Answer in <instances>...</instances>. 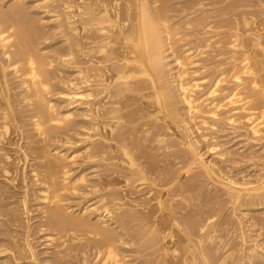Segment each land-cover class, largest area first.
Wrapping results in <instances>:
<instances>
[{
  "label": "rangeland",
  "instance_id": "1",
  "mask_svg": "<svg viewBox=\"0 0 264 264\" xmlns=\"http://www.w3.org/2000/svg\"><path fill=\"white\" fill-rule=\"evenodd\" d=\"M11 1H13V0H2L0 3L1 4L3 3L5 5V9H6V8H8L9 4L11 3ZM24 1H26L27 2V6H29V7H27L29 11H28V14L26 15V17L28 16L29 18L28 19L25 18L26 21H28V23L29 22H32V23L36 22V24H37L38 23L37 21L40 20L41 24L38 23L39 25L38 24L37 25L40 27V29H42L41 31H43V32H41L43 34L39 33L42 36L38 35L39 37L37 36L38 38H36L35 41H33L36 44H33L34 46H32V49H33V51L36 50V52H37L36 55H39V54H41L43 52L42 55L45 56L44 57L45 60L47 62H51L52 61V63H53L52 64L53 67L48 70V73H49V78L48 79L50 80L49 83L52 85V88H51L50 92L48 94H46L47 96L45 95L46 98L48 99L47 100L45 98V102H46L45 104L47 105L51 101L50 103L53 102L54 109L56 110V112L57 111L65 112L66 108L68 109L67 106H69V105H67V104H69V100H67V96L64 93H66V91H68L71 88V83L78 81L76 79L78 77V73L76 72V67H75V66L78 65L77 63H75V62H77V58H76L75 54L73 55V52H74L73 50L75 49V46L72 45V44H75V40H74L75 36L72 34V31L70 32L71 28L68 25V22L66 21L65 14H63L65 11H69V10L65 9V6L66 5H74V2H73V0H59V1L58 0H54V2H52L53 0H51L49 3H47L48 5L46 4L47 7H45V6H43V3L41 2L42 0H24ZM162 1H163V3H162ZM162 1L159 0V3L165 6V8L167 10L168 19L171 21L170 22L171 24L176 23L177 19H180L179 17L183 16V18H185L186 14H184V13H187L191 17L188 16V18H185V20L186 19L190 20V19L196 18L197 16L203 15V16H207L209 19L215 20V21L209 20V22L217 25L220 28L219 29L217 27L216 28L217 30L214 29V30L209 31V34H207L208 30H203V28H201V27H193L194 30H195L194 31L193 28L187 29V28H184L182 26H179V28H177L178 31L175 30V33L180 35V36L178 35L179 36L178 40H180V41L177 40L178 42H176V44L174 46V48L176 50L175 51L176 54L175 55L172 54L170 56L172 59L169 58L170 59L169 60L170 65L172 67L171 68L169 66V68H170V71H171V69H172V71L169 72L171 77L168 76L172 80H176L175 84H177V79L174 78V77H176L174 75V73L176 74V70H177V65L174 62L175 57L180 56L181 53H183V51L187 50V48L190 49V48L193 47V45L195 47L196 46L195 44H197L198 41L203 40V38H208V36L213 38L214 35H215V37L212 39V41H214L216 38L219 41L220 40L222 41V45L221 46H216L215 47V45H213L210 48L203 49L202 52L201 51H196L195 49L191 50V52H192L191 54L193 55L194 52H195V55L193 56V58L191 60L192 61V63H191L192 65H189L188 66L189 68L187 67L188 74L185 77V81L188 80L186 82H190L192 79H195L196 81H198L197 83H199L200 87L197 88L196 91L194 92L195 96H197V95L199 96V95L205 93L208 90L209 87L211 88L210 83L211 84L213 83V81L215 80L214 78L217 75V72H216L217 69L215 67H213V66L217 67L219 65V62H220L221 58L223 59V58H226L225 56H227V57L229 56L228 55L229 53L223 55L222 57H220L219 54L221 52L226 53L227 51H230V49L226 48V47H228L226 43L228 41H230V37L233 38L234 35H237L239 40L241 42H243L244 44H246V45L249 42L247 40L251 39L252 37L256 38L257 36L260 37L262 35L260 38L264 39V32H262V31H264L263 30L264 29V16H263L264 15L263 14L264 13V6L262 4H260L259 0H242L243 3L247 4V7L239 8V10H243L244 13L246 12L245 13V17L248 18L249 16H251V17L248 18L249 22H251L250 26H247V27L243 23V20H242L243 18H241L242 14H239V15L236 16V14H238L240 11L239 12L236 11V12L233 13V12L229 11V9L227 10V8L230 6V3L238 2V1H241V0H162ZM166 1H168V2H166ZM223 1H225V2H223ZM6 2H7V5H6ZM178 3H179V5H178ZM189 4H190V6H189ZM208 4H210V5H208ZM215 4H218V5H215ZM187 5L189 6V8L191 10L188 8ZM182 6H185V7H182ZM220 6H222L223 9ZM181 7H182V9H181ZM192 9H194V10H192ZM180 10H182V11H180ZM183 10H185V12ZM203 10H204V12H203ZM220 11L223 12V13H225V11H226L227 13L223 14ZM177 12H179V13H177ZM182 12H184V13H182ZM191 12H193V13L191 14ZM201 12H203V13H201ZM218 12H220L221 14L218 13ZM30 13L33 14V15H31ZM35 14H36V16H34ZM176 14H179V15L176 16ZM70 15H71V13H70ZM180 15H182V16H180ZM220 16H221V18H220ZM227 17H229V18H227ZM230 17L233 18L234 20L236 18L235 22ZM35 18H37V19H35ZM225 18L227 19L226 22H224V20H222V19H225ZM253 18H254V20H252ZM229 19H231L232 21L229 20ZM185 20L183 19L182 22L185 21ZM253 21H254V23H253ZM172 22H174V23H172ZM58 23H60L62 25H60ZM236 23H238V25H236ZM219 24H220V26H219ZM63 25H64V27H63ZM58 26H60V27H58ZM225 26H227V28H229V29L227 30V28ZM261 26L263 27V29L261 28ZM235 27H237L238 29H236ZM181 28L183 30H185V31H183ZM253 29H254L255 35L251 31ZM180 30H182L183 32L180 31ZM232 30H235L236 32L232 31ZM238 30H240L241 32H239ZM247 30L251 31V32H248ZM256 30H258V31L256 32ZM192 32H195L196 34L192 33ZM182 33L184 35L188 34L189 37L186 36V38H185V36ZM198 33H199V35H198ZM201 33H204V34H201ZM229 34L230 35L232 34V35L230 36ZM244 34H246V35L248 34L249 36L250 35L251 36L250 37L248 35L245 36ZM195 35L197 36V38H196ZM216 35H217V37H216ZM252 35H254V36H252ZM243 36H244V38H243ZM190 39H191V41H190ZM217 39H216V41H218ZM225 40H226V42H223ZM186 41H188L189 45H188V43ZM189 41L193 42V43H190ZM82 42H84V41H82ZM223 43H225V44H223ZM71 45H72L73 48H70ZM191 45H192V47H190ZM183 46H185V47H183ZM222 46H225V47H222ZM220 47H222V49ZM211 48H212L213 51L211 50ZM218 50H219V52H218ZM252 50H253L252 47H249V46L246 47V48H242V49L236 50L235 51V53H236L235 57L238 60L237 63L240 64L241 61L243 60L242 57L244 56L243 55L244 51H248V52L250 51L249 53L253 54ZM241 51H242V53H241ZM198 52H200V54ZM204 52H205V54L202 55ZM33 53L35 54V52H33ZM67 55H69V56H67ZM216 55L219 56L220 58L216 57ZM72 56H74V57H72ZM46 57H48V58H46ZM70 57L72 58V60H71ZM216 59H218V60L220 59V60L218 61ZM239 59H242V60H239ZM83 60H84L83 61V63H84L85 59H83ZM216 61H217V63H216ZM194 62H195V64H194ZM209 62L212 63V64H210ZM83 63H81L82 64L81 67L87 66V65H85ZM205 63L207 65L209 63V65L207 66ZM60 64H61V66H60ZM204 66H206V67L203 70ZM200 69H201V71H200ZM209 69H210V72H209ZM195 70H196L197 73L195 72ZM206 74H207V76H206ZM214 74H215V76H214ZM173 75H174V77H173ZM211 76L213 77V79H212ZM10 77H12V76H10ZM205 77H208V78H205ZM51 79H52V81H51ZM247 79L248 78H246L245 80H247ZM16 81H17L16 79H12V81H11L12 85L11 86L15 87L17 85V83L15 84ZM200 81H202V82H200ZM261 82H262V84L264 86V72L262 73ZM69 84H70V86H69ZM67 87H69V89H67ZM226 87H228V89ZM230 88H231V85H229V86L228 85H222V87H220V89H219L222 92L218 91V93H216V98L217 99H222L223 96H225L226 94L229 93ZM223 91H226V92H223ZM62 94H64L65 96L62 95ZM223 94H225V95H223ZM219 95L221 97H219ZM259 102L256 104L257 106L256 105L254 106V108H253V110L251 112L253 114L257 113V115H256L257 117L255 116V118L257 120L259 119L258 122L260 121L263 124L264 123V117H261V116H262V114L264 115V113H263L264 112V102H263V104L259 103ZM21 105L23 106V104H21ZM21 105H19V107H21ZM24 105H26V104H24ZM179 105H180V107H179ZM183 106H184V104L182 102H180L178 104V107L180 108V112L182 111L185 114V112H186L185 108H183V110L181 108ZM24 107L27 108V106H23V107H21L19 109L18 105L16 107H14L15 111H16V109H19V111L18 112L16 111L15 114H17L19 112H20V114H22L23 112H21V111H24V113L27 116H24L25 115L24 113L21 116L19 114H17V115L20 116L21 119L19 117H17V115H16V119L17 118H19V119H17V120L15 119L16 122H15V120H13V121L11 120L13 122L14 126L11 125V123L9 121V126L11 125L9 127L10 130L8 132L9 135L2 132L7 137L5 135H3V137L5 136V138H6V139L5 138L3 139L5 143H3V141L0 142V144H1L0 145V150L3 151L2 153L0 151V165L4 166V167L6 165H8L7 167L10 169V173L8 174L9 176L6 175V174L3 175V173H2L3 171L0 172L1 176L3 175L2 177L0 176V190L1 189L3 190V191L2 190L0 191L1 192L0 193V197L2 196L0 201L1 202L5 201V202H3L4 204L0 203V209L4 208L5 207V203H6V207L4 208V210H2V209L0 210V241H2V242H0V247H1L0 249L6 248L4 246H7L8 243H12V244L16 245V248L18 249L17 250L15 248L14 249L8 248L9 250L6 251L7 253L6 252L4 254L0 253V256L5 255V257L0 258V264H4V263L5 264H17L18 262H19L18 264H28V262H29V264H36V262H37V264H57V263L58 264H62V262H63V264H98L100 260H97V259L94 258V257H96V254L98 252L97 250H99V251L102 250V252H103L105 250V248H106L104 245H102L103 241H100L101 240L100 237H98L95 234V233L98 232V229H99V228H97L98 226H100V227H107L108 226L107 228L110 227V230L115 228V230L114 229L113 230L116 233L119 230V232H118L119 234L118 233L117 234L119 235V237L121 236V238L118 239L120 241V243L118 245V242H116V241H118L116 239L117 238V234H116V238H115V242L116 243L114 242V245H115V247L118 245L116 247L118 249H115V251L116 250H117L116 252L119 251L118 252L119 256L121 258L124 257L123 258L124 261L125 262L127 261L128 264H129V262H132L130 264H137L138 262L139 263L141 262L140 264H152V263L155 264V262H156V264H158L159 261H162L164 259V252H163V250H161V249H163V244H162L163 242L157 241V240L154 241V239H153L154 235H155V232H152L153 231V221H152L153 220L152 219V217H153V206H156V204H157V201H156V203H155V201H153V190L156 193V195L160 194V189L163 190L164 188H162L160 186H157V185H160L163 182H165L167 180H172L174 178H176L178 180L177 176L179 174H180V177H181V179L179 181L180 183L178 182L177 186L175 187L176 189L175 190L173 189V190L175 192L179 193V195L177 193L176 194L178 196H180L181 198H183V200L185 199V201L183 202V200H181L180 197H177V195L174 194L175 192L173 190H172L173 193H171L172 195L171 194H170V196L166 195L163 198V200H164L163 202H165V204L169 203V200H172L170 203H171L172 207L174 208V210L177 212L176 216L178 218L180 217L179 219L177 218L178 220H180L179 221V224H180L179 226L182 227L183 226V221L189 220V219L195 220L197 218L200 221L203 220L204 222L206 221V219H208L209 220V227H208V229L206 231H207V233L208 232L211 233L214 236V239L215 238H217V239L216 240L213 239L214 241H211L212 244L210 243V241L207 242L206 244L208 246L215 247V248L217 246V249L220 251L218 254H219V256H221L222 258L225 259V264H241V262H243L242 264H247V263L248 264H264V259H263L264 258L263 257L264 256V253H263L264 252V242H263L264 241V203H263L264 202V199H263L264 198V185H262L263 184L262 182L264 181V178H263L264 177L263 176L264 175V132H262L260 136H253L251 134L250 128L248 126V123H247L246 119H243L244 118L243 116H245L246 112H244L242 110L241 111L240 110H236V111L233 112V115H236V116L239 115V116H237V118L238 119L240 118L239 122L236 123V124H232V123H230V122H228L226 120H221V119L217 120V119H214V118H208V119H206L208 124L207 125H203V124L201 125V124H199L201 119H198L199 121H197V120L195 121L196 125L194 123H189V125H188V126H190L192 128L191 130H192L193 134H191L192 133L191 131L185 130L186 129L185 128L186 125H184V123L179 121V123L180 124L182 123L183 125L182 124L181 125L184 126L181 129L182 134L183 135L185 134L188 140L193 141V138H194L193 136H195V138L197 140H200L199 135L201 136V134L205 135L206 137L208 136L206 138V140H203V139L200 140L201 141V143H200V145H201L200 151L201 152L200 153L205 155L204 157H205V159L207 161L211 162L212 164L215 163V165L213 164L214 168H215V172H214L215 174H213V175L211 174V177L214 178V179H212L210 177V175L205 174L206 172L203 169H201V167L199 165L197 166V164L193 163L192 157H190V156H192L191 151L188 150L189 148L187 146H185V144H182L179 139L177 141V138L175 136H173L170 131H166L165 132V130L163 128H161L159 122L156 121V116H153L154 119H153V117H147V118L145 117L144 119H140L139 121H137L135 123V124H137L139 122L140 126L141 125L143 126V124H145V123H146L145 125H147V126L144 125L143 127L141 126V128L139 130L142 129V131H137V133H138V146L141 143V145L139 147H137L136 144H133L131 141H127L124 144L117 142L116 138H115V137H117L116 135H118V132H117L113 136V141H115V142H113L112 140H109L108 142H106V145H105V150H106L105 157L101 158V156L103 154H100L98 156V154H93V152H92V146L93 145L90 142V140L92 141V139H89V136L90 135L91 136L94 135L93 139L94 138L95 139L96 138L97 139H101V137H99L98 134H97V136L99 138L97 136H95L96 132L92 131V127L90 126V124H88V121L90 120V118H88V117H90V116L84 118V115H87L86 114L87 111L85 110L86 106L85 107L84 106H81V107L79 106V107H77L78 109L77 108L73 109L72 111H74V113L72 112L73 113V115L71 116L72 118H69V119H73L74 121H76V123H74L73 121H70L69 123H66L67 122L66 121L65 124H63V125L66 126L67 129L64 128V126L62 125L63 127L61 129L57 128L54 133H52L49 136H47V138H46L47 140L45 139L46 136H44V137L41 136L42 138H44V140H43L40 137V135L36 132L34 126H32V124H33V122L35 120L34 119L35 117H33L34 116L33 113H35V115H36L37 111L35 109H33V111L35 110V112L28 111V110H30V107H32V108H35V107H33V106L29 107L28 106L29 107V108H27L28 110L27 109L23 110V109H25ZM258 107H259V109H258ZM81 109L84 110V111L82 112ZM256 110H258V111H256ZM76 111H79V112H76ZM145 111H143V112H145ZM182 112H181V114L183 115ZM259 112H262V114L260 115ZM82 114H83V116H82ZM76 115L79 116V117H77ZM157 115L160 116V114H157ZM29 116H30L31 119H29ZM80 116L82 118H80ZM183 116L185 117V115H183ZM32 117H33V119H32ZM86 118H88V119H86ZM260 118L263 119V120L261 119L263 122L260 120ZM77 119H79V120L77 121ZM18 120H19V123L17 122ZM217 121H218V123H217ZM71 122H73V123H71ZM210 122H212V123H210ZM156 123H157V125H156ZM71 124H72V126H71ZM75 124H76V126H75ZM158 124H159V126H158ZM150 125L151 126L154 125L153 126L154 128L151 127ZM261 125H259V126L264 131V124L262 126ZM17 126H19L20 129ZM68 126H70V127H68ZM156 126H157V128H156ZM21 128H22V130H21ZM149 128H151V129H149ZM183 128H184V131H183ZM218 128H220V129H218ZM16 129L19 130V131H17ZM57 130L59 132H57ZM147 130H150V131H147ZM158 130H160V132ZM15 131H16V134H15ZM22 131H24V132H22ZM30 131H32V132H30ZM185 131L188 133V135L190 137L187 136V133ZM20 132H22L21 134L24 137L21 136ZM80 132H81V134H80ZM36 133L39 136H37ZM145 133H146L147 136L145 135ZM158 133H159L160 136L157 135ZM163 133H164V135H163ZM53 134H54V136H53ZM151 135H152V137H151ZM155 135H156V137H155ZM185 135H184V137H185ZM247 136H250V138L247 137ZM160 137L163 140L165 139L163 143L162 142H158L159 140H161V139H158ZM40 138L44 142L41 141ZM153 138H155V139H153ZM141 139H142V141H141ZM145 139H146V141H145ZM156 139H157V142L159 144L158 143L156 144V141H155ZM251 139H254V140L251 141ZM101 141H105V140L101 139ZM110 141H112V142H110ZM152 141L153 142L155 141V142L153 143ZM29 142H30V144H29ZM165 142H166V144L164 145ZM177 143H179V144H177ZM162 144H163V146H160ZM170 144H171V147H173L171 149L168 148V147H170ZM215 144H216V146H215ZM134 145H135V147H134ZM211 145H214L213 147H216L215 151L207 150L209 148V146L212 147ZM108 146H110L111 148H109ZM123 146H124V148H123ZM141 146H143V148ZM174 146H176V147H174ZM32 147L35 148V149H33ZM119 147H121V149ZM160 147H162V148L160 149ZM163 147H165V148H163ZM107 148H109V149H107ZM125 148H126V150L128 149L129 151L132 148L135 149V151H133V153H132L134 161L137 162L136 165L139 166V168H144L145 171L147 170L145 172V175L141 176V175L133 174V172L131 170V166L128 163L129 159L126 156H124ZM136 148H137V150H136ZM166 148H167V150H165ZM41 149H44V151L41 150ZM46 149H47V151H46ZM34 150H36V151L34 152ZM86 150L88 151L89 154L86 153L87 152ZM122 150H123V152H122ZM218 150H219V154L217 152ZM41 151H43L45 153H43ZM54 151L55 152L59 151V152H62V153L68 154V155L69 154L75 155L74 163L68 162V161H71V158H69L67 163H66L65 160L64 161H58L56 163H55V161L53 159L52 160L55 163V167H56L55 169L57 170V173L60 174L59 175V180H61L60 182H62V179H63L62 178L63 177L62 174H63V172L65 170L64 167L67 170L69 169L70 172H71L70 176H69V180H68L69 183L71 182V187L70 186L68 187L70 190L69 189L65 190V191L62 190V192L64 191L63 192L64 194L61 191H59L61 199H63V201L61 200L63 202V204H60V205H61L64 213L68 212L67 215L70 218H77L79 216V214H80L79 217H81V219L83 220V223H81L82 221L80 223L77 222L76 223L77 226L76 225H74V226L72 225L71 227L70 226H65L62 230H59V228H58L61 225L60 226L59 225L58 226L57 225H52V223H50L51 221H49V219H45V218H48V214L47 213H48L49 209L53 208L51 205L54 206V204L53 203L48 204V201H46L47 203H45V201H43L42 198H39V197L42 196L41 192L44 191L45 189H47V186L50 187L49 186V181L46 183L48 178H47V169L44 166L45 165L44 159H43L44 158V154H46V153L47 154L48 153L51 154L52 153V155H53ZM146 151H148V152H146ZM4 152H7V154L10 156V159L11 158L12 159L6 162V160L3 159L4 158L3 155L6 154ZM214 152H216L219 156L216 153H214ZM223 153H225V154H223ZM33 154H34V157H33ZM36 154H38V155H36ZM52 155H50V156H52ZM220 155H222L223 157H221ZM177 156H179V157H177ZM34 158L36 159V162H35ZM37 158H39V159H37ZM40 158L43 159V161ZM24 159H26V160H24ZM1 161H3V162H1ZM189 162H190V164L192 163V165H190V164L187 165ZM61 163H62V165H61ZM15 164H17V166ZM24 164L26 166H24ZM31 164H32V166H30ZM1 166H0V169L3 168ZM14 167L15 168L18 167V168L13 170ZM152 167H155V169L157 171L154 168H152ZM156 167H158V168H156ZM34 168H35V170L37 168L36 172H34L35 171ZM39 168H40V170H39ZM186 168L189 169V171ZM59 169H61V170H59ZM32 170H34L33 172L37 173L38 175H40V173H42V172L44 173V171H46L45 172L46 175H44V174L40 175L43 178H41V177L39 178V176H38L39 180L32 179L33 178L32 177L33 176ZM56 170H55V172H56ZM153 170L156 173L153 172ZM12 171H14V172H12ZM37 171H39V172H37ZM40 171H42V172H40ZM58 171H60V172H58ZM216 171H217V173H216ZM165 174H167V175H165ZM175 175H177V176H175ZM6 177H7V179H9V177H10V179L7 180ZM57 177H58V175H57ZM80 177H86L87 181H83V183H80V182L78 183L77 181L79 180ZM194 177H195V179H194ZM44 178H46V179H44ZM127 178H129L130 181H127V180L125 181V179H127ZM163 178H166V179H163ZM219 178L221 179V181L223 180L222 182H226V184H227V182H229L228 179L231 178L232 180L229 179L230 181H234L238 185L241 184L240 185L241 187L243 186V184H245L246 188L247 187H252V186L257 187V191L259 190L257 192L259 194V197L258 196L257 197L254 196V197H250V198L246 197L248 192H247V190H245L246 192L243 191L242 197L238 200L240 202L239 203V202L235 201V199L231 198L230 194H228V190L226 188H223V186H221V184L219 182H217V181H220ZM223 178H225V179H223ZM226 178H228V179H226ZM41 179L42 180L44 179L43 180L44 183H43V181H40ZM75 179H77L76 182H75ZM259 179H261V180L259 181ZM84 180H85V178H84ZM156 180H159L160 182L156 181ZM7 181H9V182H7ZM11 181L15 182L14 185L11 184V183H13ZM154 181L156 182V184H155ZM72 182H74V183H72ZM75 183H77V184H75ZM43 184H45V185L47 184V185L43 186ZM74 184L77 185V186H75ZM208 184H209V186H208ZM256 184H257V186H256ZM153 186H155V187H153ZM187 186H189L190 188L187 187ZM72 187H74L73 189H75V190L71 189ZM194 187H195V189H194ZM158 188H159V190H158ZM187 189H189V190L191 189L190 192ZM157 191H159V192H157ZM184 192L188 193V195L186 193H184ZM25 193H28V195L25 194ZM262 193H263V195H262ZM3 194H5V195H3ZM11 194H12V196H11ZM189 194H191V197L192 196H195V197L191 198L189 196ZM243 194L245 195V197H244ZM8 195H10V196H8ZM108 195L111 196L112 198L109 197ZM25 196H27V197H25ZM186 197H187V199L192 200V201L186 200ZM199 197H200V199H199ZM174 198H176L177 200L174 199ZM196 198H198V199H196ZM6 199H8V201ZM116 199L118 200V202H117ZM178 199L180 201H182V203H184V204H182L180 201H178ZM245 199H247V200L245 201ZM50 202H51V200H49V203ZM209 202H210V204H209ZM211 202H213V203H211ZM241 202H243V203H241ZM24 203H25V205H24ZM199 203H200V207H199ZM256 203H258V204H256ZM42 204H43V206H42ZM213 204L216 205V206H214ZM241 204H244V205H241ZM248 204H250V205L248 206ZM251 204H252V206H251ZM260 204H262V205H260ZM64 205H65V207H63ZM104 205L108 206V208L107 207L104 208L105 207ZM181 205H184V206H181ZM187 205H189L190 208ZM191 205L194 208L191 207ZM212 206H213V208L211 209ZM239 206H241V207H239ZM186 207H187V209H186ZM11 208H12V210H11ZM13 208H14V211H13ZM86 208H88V210ZM98 208L100 210H102V208H103L104 210L99 212ZM203 208H204V212L202 210ZM46 209H48L47 213H46ZM96 209L98 211H96ZM106 209H107V211L109 213H107V211H105ZM145 209H146V211H145ZM193 209H195V210H193ZM69 210L72 211V212H70ZM83 210H85L86 213H84ZM109 210L112 211V212H110ZM178 210H180V211L182 210L184 212V214L187 215V216L183 215L182 211H181L182 213H179L180 211H178ZM189 210H190V212H188ZM191 210H193V212ZM42 211H43V213H42ZM209 211L210 212L212 211V212L210 213ZM129 212H131V213H129ZM146 212H147V214H146ZM1 213H2V215H1ZM5 213H6V215H5ZM7 213H9L8 214V217L10 216L9 218L7 217ZM12 213L13 214L15 213V214L12 216ZM71 213H72V215H74V217H72ZM82 213H84V214L81 215ZM190 213H192L191 216H190ZM201 213H202V215H201ZM106 214H110V215L107 216ZM114 214H115V217H114ZM178 214H180V216H178ZM4 215L6 217H4ZM102 215H103L104 218L102 217ZM97 216H98V218H97ZM211 216H213V217H211ZM110 217L112 218V221L110 220L111 219ZM181 217H182V219H181ZM18 218H20V219H18ZM94 218L96 220H94ZM107 218H108V220H107ZM113 218L115 219V221H114ZM183 218H185V219H183ZM2 219H4L3 221H5L7 219L8 220H7V222L5 221V223H4L3 221H1ZM14 219H15L16 222L14 221ZM97 219H102L103 221L99 220L100 222H97L98 221ZM9 220H11V221H9ZM90 220H93V221H90ZM117 220H119L120 222L117 221ZM126 221H128V222L132 221V222L128 223ZM45 222H48L49 225L45 224L43 226L42 223H45ZM95 222L98 223V224H96ZM16 223H18V224H16ZM106 223H108V224H106ZM142 223H145L146 225L142 224ZM147 223H148V225H147ZM81 224H83L85 226H83ZM93 224H94V226L96 225V227H94ZM105 224H106V226H105ZM116 224L117 225L119 224V225L117 226ZM210 224H212V225H210ZM88 225H89V227H87ZM120 225H121L122 228L124 227L125 229L123 228V230H122V228L119 227ZM55 226H57L56 227L57 229L55 228ZM80 226H82V227H80ZM145 226H147V227H145ZM86 227H87V229H86ZM151 227H152V229L150 230ZM65 228L66 229L68 228V230H66ZM90 228H91V230H92V228H96V229L91 231ZM141 228H142V232L143 233L141 232ZM175 228H176V226L174 227V231H175L177 236H176V238H174V241H177V242H174V245L176 243V247L178 249H181L182 246H184V244H183L184 243V236H183L182 233L177 232L178 228L177 229H175ZM9 229H10L11 232L9 231ZM3 230H5V231H3ZM7 230H8V232H7ZM65 230H66V232H65ZM212 230H213V232H212ZM60 231H62V232L64 231L63 234ZM84 231H86V232L84 233ZM93 231H94V233H93ZM95 231H97V232H95ZM135 231H136V233H135ZM87 232H89V233H87ZM2 233L6 234V236L3 235ZM92 233L95 236H97V237H94V235ZM67 234H69V235H67ZM85 234H86V236H85ZM50 235H52V237H49ZM135 235L137 236V238H135L136 237ZM216 236H219V237H216ZM7 237H8V239H7ZM53 237L56 238V239L52 240ZM76 237L78 239H76ZM181 237H182V239H181ZM4 238H6V239H4ZM24 238H25V240H24ZM70 238H73V239H70ZM87 238H88V240H86ZM63 239L65 241L67 240L66 244H65V242H63ZM89 239H90V241H89ZM130 239H131L132 242L130 241ZM3 240H4V243H3ZM9 240H10V242H9ZM15 240H17V241H15ZM91 240H93L94 243L96 241V243L94 244L93 242H91ZM74 241H76V243ZM98 241H100V242H98ZM218 242H219V244H218ZM16 243H18V244H16ZM25 243H26L27 246L25 245ZM61 243H63V244H61ZM90 243H92V244H90ZM97 243L99 245L101 244V246H99V247L96 246ZM215 243H216V245H215ZM222 243H223V245L221 246ZM77 244H79V245L77 246ZM93 245L95 247H97L96 248L97 250L95 248H93L94 247ZM153 245H154V247H153ZM29 246L32 247L33 249L35 248L34 250L36 251V255H37L35 259L29 257L30 255L28 254V252H24V254H23L24 256L21 257L22 260L19 258L18 255L16 256V254H18L19 250H23L24 251V250L28 249ZM66 246H68V247H66ZM255 246H256V248H255ZM62 247L65 249V251L63 250ZM100 247L101 248L103 247L104 250L101 249ZM120 247H122V249ZM222 247L225 248V249H223ZM231 247H232V249H230ZM68 248L70 250L71 249L72 250L71 251L70 250L67 251ZM91 248L93 249V252H91ZM74 249H76V250H74ZM79 249H82V250H79ZM125 249H126V251H125ZM221 250H222L223 254L221 253ZM225 250H226V252H225ZM240 250H241V252H240ZM16 251H17V253H14ZM155 251H157V252H155ZM249 251H251V253ZM254 251H256V252H254ZM60 252H62V253L60 254ZM86 252L88 254H86ZM122 252H124V253H122ZM238 252H239V254H238ZM121 254H124L125 256L124 255L121 256ZM61 255H63V256L61 257ZM126 255H127V257H126ZM158 255H159V257H158ZM223 255H225V256H223ZM252 255H253V257H252ZM256 255H257V257L260 256V258L263 261L260 258H257ZM59 256H60V260H59L60 263L58 261ZM83 256L85 258V262L83 261L84 260ZM56 257H58V258H56ZM133 257L134 258L136 257V258L134 259ZM156 257H158V259ZM242 257H244V258H242ZM248 257H249V259H248ZM12 258L14 259V261H13ZM142 258H143L144 261L142 260ZM167 258H169V257H167ZM250 258H252V259H250ZM61 259H63V260L61 261ZM81 259H83V260L81 261ZM240 260H243V261L240 262ZM110 264H112V263L110 262ZM180 264H182V263H180Z\"/></svg>",
  "mask_w": 264,
  "mask_h": 264
},
{
  "label": "bare ground",
  "instance_id": "2",
  "mask_svg": "<svg viewBox=\"0 0 264 264\" xmlns=\"http://www.w3.org/2000/svg\"><path fill=\"white\" fill-rule=\"evenodd\" d=\"M2 0H0L1 2ZM51 0H42L41 2L43 3V6L47 7V3H49ZM59 1V0H58ZM162 1V0H160ZM30 2V1H29ZM35 2V1H34ZM54 2V0L52 1ZM74 5H66L65 9L69 10V11H65L63 14H65L66 17V21L68 22V25L70 26V32L72 31V34L75 36V44H72L73 46H75V49L73 50V55L75 54L76 58H77V63L75 66L76 67V72L78 73V77L76 78L78 81L77 82H73L71 83V88L69 89V87H67V89H69L68 91H66V93H64L67 96V100H69V106L68 109L66 108L65 112H59L54 109V105L53 102L52 103H48L47 105L45 104V98H46V94H48L52 88V85L49 83V73L48 70L51 69L52 66V61L51 62H47L45 60V56L42 55L43 52L39 55H36L37 52L36 50L33 51L32 46H34L33 41H35L36 38H38V35H41L43 33V31H41L42 29H40V27L38 26L41 21H37L38 25L36 24V22L32 23L26 21V19H28L29 17L26 15L28 14V8L29 6H27V2L24 0H13L11 1V3L9 4L8 8L5 9V5L2 3H0V142L3 141L4 142V138H5V134H8L9 130H10V126L13 125V120L16 119V115L19 114L20 116L23 115L24 111L22 114L17 113L15 114V112L19 111V109L23 106H27V108H29L30 106H33L35 108L30 107V110H28L26 107H24L25 109L23 110H28V111H33V109H35L37 111V114L35 115V113H33V117H35L34 122L32 124V126H34L36 132L40 135V137H45V139L47 138V136H49L50 134L54 133L56 131L57 128L61 129L66 123H69L70 121H73L74 123H76V121H74L73 119H69L72 118L71 116L73 115L74 111H72L73 109L77 108V107H81V106H86L85 110L88 112H86L87 115H84L85 117L90 118V120L88 121V124H90V126L92 127V131L96 132L95 136L101 137V139H104L105 141H101V139H93L94 135H90L89 139H92V141L90 140L92 146V152L93 154H98V156L100 154H103L101 156V158L105 157V145L106 142H108L109 140L113 141V136L114 134H116L118 132V135H116V141L119 143H125L127 141H131L133 144H136L137 147H139L141 145V143L138 146V133L137 131H142L139 130L141 128V126L139 125V122L137 124H135L137 121H139L140 119H144L145 117H153L156 116V121L159 122L161 128H163L166 131H170L172 133L173 136H175L181 141L182 144H185V146H187L189 149V151H191L192 156V161L193 163L197 164V166L199 165L201 167V169H203L206 173L210 175L211 174H215V168L214 165L215 163H211L209 161H207L205 159V155L201 154L200 152V143H201V139L206 140L205 135L201 134L200 140H197L195 138V136H193V141L188 140L186 135L184 137V135L182 134V126L184 123V125H186V129L185 130H189L192 132V128L189 125V123H194L195 121H199L198 119H201V121L199 122V124H203V125H207V120L208 118H214V119H221V120H226L232 124H236L239 122L240 118L238 119L237 116L239 115H233V112L236 110H242L245 113V116H243V119H246L248 126L250 128V132L253 136H260L262 132H264L259 125H261L262 123L255 118V116L257 115V113L254 115L251 111L253 110L254 106L259 102L262 103L264 102V86L261 82V77H262V73L264 72V39H261L260 37L262 36H257L256 38L252 37L251 39L247 40L249 41L248 44H244L243 42H241L238 38L237 35H234L233 38L230 37V41H228L226 44L228 47V49H230V51H227L226 53L221 52L219 55L220 57H222L223 55L229 53L228 57L225 56L226 58H221L219 65L213 66L217 69V75L215 76V80L213 81V83L211 85V88L209 87L208 90L201 94V95H194V92L196 91L197 88L200 87L199 83H197L198 81H196L195 79H192L190 82H186L188 80L185 81V77L188 74L187 72V67L189 65H192V58L195 55H192L191 50L195 49L196 51H201L205 48H210L213 45L216 46H221L222 45V41L217 40L216 39L214 41H212V37L208 38H203V40L198 41L197 44H195L196 46L192 47V45L190 47L192 48H187V50L183 51V53H181L180 56L175 57L174 62L177 65V70H176V74L174 73V75L177 77H173L175 79H177V84H175L176 80H172L171 78H169L168 76L171 77V75L169 74L170 68V62H169V58H171L170 56L173 54L175 55V44L176 42L180 41L178 40V37L180 36L179 34L175 33V30L178 31L177 28H179V26H182L184 28L190 29L193 27H201L203 28V30H208L206 33L209 34V31L216 29L218 26L209 22V20H213V19H209L207 16H197L196 18L190 19V20H185V18H188L187 13H184L185 10H183L185 15V18L179 17L180 19H177V22L174 24H171L170 20L168 19V15H167V10L165 8L164 5L159 3V0H73ZM72 2V3H73ZM168 2V1H166ZM165 2V3H166ZM171 2V1H170ZM179 2V1H178ZM184 2V1H183ZM214 2V1H213ZM222 2V1H221ZM225 2V1H223ZM229 2V1H228ZM260 4H262L264 6V0H259ZM67 3V2H66ZM163 3V1H162ZM199 3V2H198ZM218 3V2H217ZM252 3V2H251ZM29 4V3H28ZM47 4V5H46ZM213 4V3H212ZM7 5V2H6ZM179 5V3H178ZM185 5V4H184ZM210 5V4H208ZM218 5V4H215ZM261 5V6H262ZM42 6V5H41ZM188 6V5H187ZM190 6V4H189ZM188 6V8H189ZM194 6V5H193ZM196 6V5H195ZM200 6V5H199ZM258 6V5H257ZM260 6V7H261ZM44 7V8H45ZM50 7V6H49ZM167 7V6H166ZM185 7V6H182ZM181 7V9H182ZM205 7V6H204ZM208 7V6H207ZM222 7V6H220ZM244 8L247 7V4L243 3L242 0L238 1V2H234V3H230V6L227 8V10L229 9V11L231 12H236V11H240L237 15L242 14L241 18H243V23L244 25L250 26V23L248 18L251 17L249 16L248 18L245 17V13L243 10H239V8ZM254 7V6H253ZM43 8V7H42ZM192 8V7H191ZM198 8V7H197ZM250 8V7H249ZM64 9V10H65ZM174 9V8H173ZM176 9V8H175ZM187 9V8H186ZM190 9V8H189ZM212 9V8H211ZM214 9V8H213ZM223 9V7H222ZM263 9V8H262ZM191 10V9H190ZM194 10V9H192ZM226 10V11H227ZM182 11V10H180ZM189 11V10H188ZM225 11V13H227ZM68 12V13H67ZM71 15H70V13ZM195 12V11H194ZM204 12V10H203ZM201 12V13H203ZM207 12V11H206ZM221 12V11H220ZM218 12V13H220ZM260 12V11H259ZM179 13V12H177ZM193 12H191L192 14ZM215 13V12H214ZM223 13V12H221ZM220 13V14H221ZM223 13V14H225ZM254 13V12H253ZM31 14V13H30ZM183 14V15H184ZM190 14V13H189ZM213 14V13H212ZM231 14V13H230ZM248 14V13H247ZM250 14V13H249ZM264 14V13H263ZM33 15V14H31ZM70 15V16H69ZM179 14H176V16ZM200 15V14H199ZM205 15V14H204ZM214 15V14H213ZM228 15V14H227ZM36 16V14L34 15ZM60 16V15H59ZM175 16V17H176ZM226 16V15H225ZM232 16V15H231ZM264 16V15H263ZM64 17V18H65ZM174 17V16H173ZM191 17V16H190ZM213 17V16H212ZM223 17V16H222ZM233 17V16H232ZM26 18V19H25ZM40 18V17H39ZM214 18V17H213ZM217 18V17H216ZM219 18V17H218ZM221 18V16H220ZM219 18V19H220ZM229 18V17H227ZM231 18V17H230ZM37 19V18H35ZM34 19V20H35ZM185 20L182 22V20ZM218 19V20H219ZM233 19V18H231ZM229 19V20H231ZM262 19V18H261ZM61 20V19H60ZM224 20V22L227 21V19H222ZM234 20V19H233ZM236 20V18H235ZM234 20V22H235ZM251 20V19H250ZM254 20V18L252 19ZM179 21V22H178ZM215 21V20H213ZM212 21V22H213ZM217 21V20H216ZM220 21V20H219ZM232 21V20H231ZM258 21V20H257ZM233 22V23H234ZM237 22V21H236ZM223 23V22H222ZM232 23V22H231ZM254 23V21H253ZM60 24V23H58ZM62 25V24H60ZM67 25V26H68ZM236 25H238V23H236ZM242 25V24H241ZM252 25V24H251ZM220 26V24H219ZM222 26V25H221ZM244 26V27H245ZM259 26V25H258ZM42 27V26H41ZM60 27V26H58ZM64 27V25H63ZM227 28V26H225ZM234 27V26H233ZM238 27V26H237ZM237 27H235L236 29H238ZM62 28V27H61ZM60 28V29H61ZM219 28V27H218ZM223 28V27H222ZM240 28V27H239ZM261 28L263 29V27L261 26ZM44 29V28H43ZM182 29V28H181ZM220 29V28H219ZM229 28H227L228 30ZM248 29V28H247ZM256 29V28H255ZM183 30V29H182ZM180 30V31H182ZM192 30V29H191ZM194 30V28H193ZM192 30V31H193ZM198 30V29H197ZM202 30V29H201ZM202 30V31H203ZM217 30V29H216ZM242 30V29H241ZM245 30V29H244ZM249 30V29H248ZM247 30V31H248ZM264 30V29H263ZM185 31V30H183ZM182 31V32H183ZM195 31V30H194ZM223 31V30H222ZM235 31V30H232ZM239 32H241L240 30H238ZM252 33L255 35L254 33V29L251 30ZM248 31V32H251ZM258 30H256L257 32ZM197 32V31H196ZM201 32V31H200ZM236 32V31H235ZM243 32V31H242ZM247 32V33H248ZM264 32V31H262ZM41 33V34H39ZM180 33V32H179ZM187 33V32H186ZM189 33V32H188ZM195 33V32H192ZM213 33V32H212ZM215 33V32H214ZM183 34V33H182ZM191 34V33H190ZM189 34V35H190ZM196 34V33H195ZM204 34V33H201ZM236 34V33H235ZM179 35V36H178ZM184 35V34H183ZM199 35V33H198ZM230 35V34H229ZM232 35V34H231ZM230 35V36H231ZM239 35V34H238ZM245 36H247L246 34H244ZM252 35V36H254ZM38 36V37H37ZM42 36V35H41ZM40 36V37H41ZM185 38L187 35H184ZM192 36V35H191ZM196 36V35H195ZM212 36V35H211ZM221 36V35H220ZM219 36V37H220ZM249 36V35H248ZM251 36V35H250ZM249 36V37H250ZM72 37V36H71ZM182 37V36H181ZM199 37V36H198ZM217 37V35H216ZM228 37V36H227ZM240 37V36H239ZM197 38V36H196ZM202 38V37H201ZM244 38V36H243ZM242 38V39H243ZM263 38V37H262ZM181 39V38H180ZM193 39V38H192ZM220 39V38H219ZM70 40V39H69ZM178 40V41H177ZM194 40V39H193ZM192 40V41H193ZM200 40V39H199ZM229 40V39H228ZM84 41V42H82ZM183 41V40H182ZM191 41V39H190ZM189 41V42H190ZM195 41V40H194ZM243 41V40H242ZM188 43V41H186ZM223 42H226L223 41ZM193 43V42H190ZM225 44V43H223ZM71 45L70 48H73ZM189 45V43H188ZM180 46V45H179ZM187 46V45H186ZM252 47V51L253 54H250L248 51H244L243 53V57L240 64L237 63V58L235 57V51L242 49V48H246V47ZM185 47V46H183ZM225 47V46H222ZM222 47H220L222 49ZM180 48V47H179ZM35 49V48H34ZM184 50V49H183ZM212 50V48H211ZM245 50V49H244ZM247 50V49H246ZM251 50V49H250ZM43 51V50H42ZM205 51V50H204ZM213 51V50H212ZM217 51V50H216ZM222 51V50H221ZM35 52V54L33 53ZM208 52V51H207ZM215 52V51H214ZM219 52V50H218ZM40 53V52H39ZM197 53V52H196ZM200 54V52H198ZM242 53V51H241ZM183 54V55H182ZM205 52L202 54L204 55ZM197 55V54H196ZM240 55V54H239ZM242 55V54H241ZM69 56V55H67ZM212 56V55H211ZM238 56V55H237ZM74 57V56H72ZM196 57V56H195ZM216 57H219L216 55ZM215 57V58H216ZM219 57V58H220ZM48 58V57H46ZM71 58V57H70ZM210 58V57H209ZM214 58V57H213ZM83 59H85V62L83 63ZM172 59V58H171ZM201 59V58H200ZM61 60V59H60ZM72 60V58H71ZM218 60V59H216ZM218 60V61H219ZM57 61V60H56ZM198 61V60H197ZM204 61V60H203ZM54 62V61H53ZM211 62V61H210ZM209 62V63H210ZM214 62V61H213ZM81 63L87 65L85 67H81ZM208 63V65H209ZM217 63V61H216ZM195 64V62H194ZM206 64V63H205ZM212 64V63H210ZM214 64V63H213ZM75 65V64H74ZM73 65V66H74ZM174 65V64H173ZM207 65V64H206ZM207 65V66H208ZM61 66V64H60ZM84 66V65H83ZM200 66V65H199ZM203 66V65H202ZM72 67V66H71ZM206 66L203 67V70ZM172 68V67H171ZM174 68V67H173ZM189 68V67H188ZM200 68V67H199ZM175 69V68H174ZM213 69V68H212ZM55 70V69H54ZM214 70V69H213ZM52 71V70H51ZM190 71V70H189ZM192 71V70H191ZM201 71V69H200ZM199 71V72H200ZM59 72V71H58ZM196 72V70H195ZM206 72V71H205ZM210 72V69H209ZM51 73V72H50ZM57 73V72H56ZM55 73V74H56ZM197 73V72H196ZM192 74V73H191ZM205 74V73H204ZM209 74V73H208ZM53 75V74H52ZM74 75V74H73ZM12 76V77H10ZM55 76V75H54ZM167 76V77H166ZM207 76V74H206ZM246 76V77H245ZM53 77V76H52ZM212 77V76H211ZM51 78V77H50ZM173 78V79H174ZM189 78V77H188ZM208 78V77H205ZM246 78H248L247 80H245ZM12 79H16L17 81L15 82V84L17 83V85L15 87L11 86V81ZM213 79V77H212ZM52 81V79H51ZM73 81V80H72ZM211 81V82H212ZM202 82V81H200ZM68 85V84H67ZM222 85H231L230 91L228 94H223L225 96H223L222 99H217L216 98V93H218V91H220V87H222ZM57 86V85H56ZM70 86V84H69ZM204 87V86H203ZM54 88V87H53ZM228 89V87H226ZM225 88V89H226ZM59 89V88H58ZM201 89V88H200ZM227 91V90H226ZM223 91V92H226ZM222 92V91H220ZM63 93V92H62ZM62 94V95H64ZM220 94V93H219ZM46 95V96H45ZM64 95V96H65ZM218 97V96H217ZM219 97H221L219 95ZM218 97V98H219ZM47 99V98H46ZM48 100V99H47ZM68 102V101H67ZM182 102L184 104L182 108H185V114L183 113V115H185V117L181 114L180 112V105L178 107V104ZM23 104V106L21 105ZM26 104V105H24ZM18 105L19 109H14V107ZM19 105H21V107H19ZM182 105V104H181ZM29 106V107H28ZM257 106V105H256ZM263 106V105H262ZM70 107V108H69ZM144 110H143V109ZM263 108V107H262ZM32 109V110H31ZM78 109V108H77ZM84 109V108H83ZM256 109V108H255ZM254 109V110H255ZM259 109V107H258ZM35 110L33 112H35ZM82 110V109H81ZM146 110V111H145ZM80 111V110H79ZM76 111V112H79ZM84 110H82L83 112ZM145 111V112H143ZM258 111V110H256ZM56 112V113H55ZM73 112V113H72ZM263 112V111H262ZM262 112H259V114L261 115ZM264 113V112H263ZM25 114V113H24ZM84 114V113H83ZM82 114V116H83ZM157 114H160V116H158ZM244 114V113H243ZM17 115V117L20 118V116ZM24 116H27L26 114ZM77 116V115H76ZM241 116V115H240ZM32 117V119H33ZM79 117V116H77ZM257 117V116H256ZM261 117H264V115L262 114ZM17 118V119H19ZM24 118V117H23ZM28 118V117H27ZM74 118V117H73ZM80 118H82L80 116ZM86 118V119H88ZM16 119V120H17ZM21 119V118H20ZM29 119L30 116H29ZM154 119V117H153ZM213 119V120H214ZM262 118H260L261 120ZM12 120V121H11ZM15 120V122H16ZM25 120V119H24ZM79 119H77L78 121ZM84 120V119H83ZM147 120V119H146ZM263 120V119H262ZM261 120V121H262ZM9 121L11 123V125L9 126ZM33 121V120H32ZM85 121V120H84ZM142 121V120H141ZM148 121V120H147ZM152 121V120H151ZM179 121H181L182 125L179 123ZM19 123V120L17 121ZM71 122V123H73ZM87 122V121H86ZM144 122V121H143ZM209 122V121H208ZM216 122V121H215ZM263 122V121H262ZM78 123V122H77ZM197 123V122H196ZM212 123V122H210ZM218 123V121H217ZM17 124V123H16ZM23 124V123H22ZM54 124V125H53ZM142 124V123H141ZM146 124V123H145ZM143 124V126L145 125ZM151 124V123H150ZM158 124V126H159ZM198 124V125H199ZM245 124V123H244ZM264 124V123H263ZM262 124V125H263ZM19 125V124H18ZM26 125V124H25ZM63 125V126H62ZM157 125V123H156ZM196 125V124H195ZM261 125V126H262ZM14 126V125H13ZM20 126V125H19ZM19 126H17L19 128ZM23 126V125H22ZM31 126V127H32ZM72 126V124H71ZM76 126V124H75ZM142 126V127H143ZM147 126V125H145ZM151 126V125H150ZM154 126V125H153ZM151 126V127H153ZM188 126V127H187ZM212 126V125H211ZM234 126V125H233ZM21 127V126H20ZM25 127V126H24ZM70 127V126H68ZM16 128V127H15ZM64 128H66V126H64ZM88 128V127H87ZM154 128V127H153ZM157 128V126H156ZM202 128V127H201ZM20 129V128H19ZM33 129V128H32ZM58 129V130H59ZM67 129V128H66ZM89 129V128H88ZM145 129V128H144ZM151 129V128H149ZM212 129V128H211ZM220 129V128H218ZM17 130V129H16ZM22 130V128H21ZM20 130V131H21ZM57 130V132H59ZM206 130V129H205ZM19 131V130H17ZM61 131V130H60ZM64 131V130H63ZM146 131V130H145ZM144 131V132H145ZM150 131V130H147ZM160 132V130H158ZM184 131V128H183ZM197 131V130H196ZM200 131V130H199ZM5 134H3V133ZM24 132V131H22ZM20 132V134L22 133ZM27 132V131H26ZM32 132V131H30ZM70 132V131H69ZM86 132V131H85ZM89 132V131H88ZM186 132V131H185ZM184 132V133H185ZM36 133V134H37ZM90 133V132H89ZM147 133V132H146ZM145 133V135H146ZM187 133V132H186ZM190 133V132H189ZM199 133V132H198ZM16 134V131H15ZM26 134V133H25ZM35 134V135H36ZM37 134V136H39ZM81 134V132H80ZM93 134V133H92ZM148 134V133H147ZM153 134V133H152ZM193 134V132L191 133ZM190 134V135H191ZM3 135H5L3 137ZM9 135V134H8ZM11 135V134H10ZM32 135V134H31ZM88 135V134H87ZM154 135V134H153ZM158 136L159 133L157 134ZM164 135V133H163ZM162 135V136H163ZM207 135V134H206ZM22 136V134H21ZM30 136V135H29ZM33 136V135H32ZM31 136V137H32ZM54 136V134H53ZM97 136V137H98ZM147 136V135H146ZM145 136V137H146ZM166 136V135H165ZM169 136V135H168ZM187 136L188 133H187ZM192 136V135H191ZM7 137V136H6ZM24 137V136H22ZM41 137V138H42ZM52 137V136H51ZM88 137V136H87ZM98 137V138H99ZM152 137V135H151ZM154 137V136H153ZM156 137V135H155ZM190 137V136H189ZM250 138V136H247ZM35 138V137H34ZM40 138V139H41ZM50 138V137H49ZM163 138V137H162ZM261 138V137H260ZM6 139V138H5ZM36 139V138H35ZM44 140V138H42ZM41 139V141H43ZM155 139V138H153ZM158 139H161L158 138ZM170 139V138H169ZM47 140V139H46ZM165 140V139H164ZM163 139L159 140L158 142H164ZM249 140V139H248ZM254 139H251V141ZM50 141V140H49ZM89 141V140H88ZM110 141V142H112ZM142 141V139H141ZM146 141V139H145ZM156 144L157 139L155 140ZM154 141V142H155ZM168 141V140H167ZM166 141V142H167ZM175 141V140H174ZM246 141V140H245ZM44 142V141H43ZM42 142V143H43ZM51 142V141H50ZM115 142V141H113ZM140 142V141H139ZM153 142V141H152ZM153 142V143H154ZM166 142L164 143V145L166 144ZM169 142V141H168ZM89 143V142H88ZM130 143V142H129ZM209 143V142H208ZM250 143V142H249ZM30 144V142H29ZM45 144V143H44ZM59 144V143H58ZM118 144V143H117ZM159 144V143H158ZM179 144V143H177ZM213 144V143H212ZM1 145V144H0ZM8 145V144H7ZM87 145V144H86ZM16 146V145H15ZM29 146V145H28ZM39 146V145H38ZM48 146V145H47ZM62 146V145H61ZM121 146V145H120ZM160 146H163L160 145ZM167 146V145H166ZM178 146V145H177ZM212 147L209 146V148L207 150L210 151H215L216 147H213L214 145H211ZM216 146V144H215ZM4 147V146H3ZM41 147V146H40ZM109 148H111L110 146H108ZM135 147V145H134ZM143 148V146H141ZM176 147V146H174ZM33 148V147H32ZM42 148V147H41ZM89 148V147H88ZM107 148V149H109ZM115 148V147H114ZM121 149V147H119ZM124 148V146H123ZM162 147H160L161 149ZM165 148V147H163ZM169 149L173 148L168 147ZM207 148V147H206ZM35 149V148H33ZM39 149V148H38ZM53 149V148H52ZM130 149V148H129ZM139 149V148H138ZM145 149V148H144ZM183 149V148H182ZM185 149V148H184ZM202 149V148H201ZM21 150V149H20ZM44 151V149H41ZM56 150V149H55ZM90 150V149H89ZM111 150V149H110ZM137 150V148H136ZM140 150V149H139ZM138 150V151H139ZM167 150V148L165 149ZM230 150V149H229ZM1 151V150H0ZM33 151V150H32ZM36 150H34L35 152ZM41 151V152H43ZM47 151V149H46ZM87 151V150H86ZM108 151V150H107ZM133 151H135L134 148H132L130 151L126 148L124 150V156H126L129 159V165L131 166V170L133 172V174H137V175H145V171L144 168H139V166L136 165L137 162L134 161L133 158ZM161 151V150H160ZM3 151H1L2 153ZM23 152V151H22ZM50 152V151H49ZM53 152V151H52ZM123 152V150H122ZM148 152V151H146ZM219 154V150L217 151ZM221 152V151H220ZM5 155H3V159L7 161L11 160L10 156L7 154V152ZM3 153V154H4ZM40 153V152H39ZM45 153V152H43ZM87 154L88 151L86 152ZM109 153V152H108ZM170 153V152H169ZM190 153V152H189ZM216 153V152H214ZM31 154V153H30ZM171 154V153H170ZM190 154V155H191ZM217 154V153H216ZM217 154V155H218ZM225 154V153H223ZM28 155V154H27ZM38 155V154H36ZM40 155V154H39ZM43 155V154H42ZM51 154H44V163H45V168L47 169V178L48 180L46 181V183L49 181V186H47V189H45L44 191H42V196L39 198H42L43 201H45V203H47L46 201H48V204L53 203V205H51L53 208L49 209L48 213L46 209V213L48 214V218L45 219H49V221H51L50 223H52V225H61L59 228V230H62L65 226H74L76 225L77 222H81L83 223V220L81 219L80 214L77 218H70L67 213L63 211L62 207L60 204H63V199H61V196L59 194V191L62 192V190H68L69 186L71 187V182L69 183V176H70V170L66 169L64 167V172H63V179L62 182H60L61 180H59V175L57 173V170L55 169V163L58 161H67L69 160V158H71V161H68L70 163H74L75 160V155H71V154H65L62 152H55L52 156ZM135 155V154H134ZM174 155V154H173ZM230 155V154H229ZM51 158H50V157ZM95 156V155H94ZM149 156V155H148ZM186 156V155H185ZM219 156V155H218ZM221 157H223L222 155H220ZM2 157V156H1ZM28 157V156H27ZM26 157V158H27ZM34 157V154H33ZM96 157V156H95ZM94 157V158H95ZM136 157V156H135ZM150 157V156H149ZM179 157V156H177ZM42 158V157H41ZM40 158V159H41ZM92 158V157H91ZM99 158V157H98ZM175 158V157H174ZM20 159V158H19ZM33 159V158H32ZM35 159V158H34ZM39 159V158H37ZM43 159H41L43 161ZM55 163H54V161ZM100 159V158H99ZM15 160V159H14ZM26 160V159H24ZM23 160V161H24ZM106 160V159H105ZM175 160V159H174ZM28 161V160H27ZM38 161V160H37ZM3 162V161H1ZM36 162V159H35ZM91 162V161H90ZM94 162V161H93ZM92 162V163H93ZM5 163V162H4ZM10 163V162H9ZM28 163V162H27ZM190 162L187 164L189 165ZM4 165V164H3ZM11 165V164H10ZM17 166V164H15ZM34 165V164H33ZM41 165V164H40ZM62 165V163H61ZM60 165V166H61ZM179 165V164H178ZM192 165V163L190 164ZM1 166V165H0ZM8 165L1 166L3 168H1L0 172L6 175H8L10 173V169L7 167ZM15 166V167H16ZM24 166H26L24 164ZM32 166V164L30 165ZM43 166V167H44ZM141 166V165H140ZM13 168V170L17 169V168ZM36 167V166H35ZM58 167V166H57ZM62 167V166H61ZM68 167V166H67ZM192 167V166H191ZM217 167V166H216ZM38 168V167H37ZM36 168V170H37ZM59 168V167H58ZM155 169V167H152ZM158 168V167H156ZM218 168V167H217ZM43 169V168H42ZM63 169V168H62ZM187 169V168H186ZM12 170V169H11ZM35 170V168H34ZM32 170V172L34 171ZM36 170L34 172H36ZM40 170V168H39ZM56 170V172H55ZM61 170V169H59ZM156 170V169H155ZM159 170V169H158ZM189 171V169H187ZM217 170V169H216ZM157 171V170H156ZM185 171V170H184ZM14 172V171H12ZM18 172V171H17ZM32 173L33 174V178L35 180H39V178H43L40 175H46V171H44V173L42 171V173H40V175H38L37 173ZM39 172V171H37ZM60 172V171H58ZM153 172H155L153 170ZM161 172V171H160ZM16 173V172H15ZM31 173V172H30ZM62 173V172H61ZM156 173V172H155ZM154 173V174H155ZM163 173V172H162ZM173 173V172H172ZM181 173V172H180ZM188 173V172H187ZM217 173V171H216ZM219 173V172H218ZM13 174V173H12ZM17 174V173H16ZM160 174V173H159ZM164 174V173H163ZM178 174V173H177ZM182 174V173H181ZM221 174V173H220ZM2 175V176H3ZM31 175V174H30ZM58 175V177H57ZM85 175V174H84ZM83 175V176H84ZM167 175V174H165ZM194 175V174H193ZM1 176V174H0ZM1 176V177H2ZM9 176V175H8ZM39 176V178H38ZM173 176V175H172ZM177 176V175H175ZM217 176V175H216ZM262 176V175H261ZM264 176V175H263ZM262 176V177H263ZM16 177V176H15ZM25 177V176H24ZM45 177V176H44ZM132 177V176H131ZM130 177V178H131ZM167 177V176H166ZM178 180L176 178L172 179V180H167L165 182H163L160 185L162 188H164L163 190L160 189V194L156 195V193L153 190V201H157L156 206H153V217H152V221H153V231L155 232L154 235V241H161L163 242V252H164V259L162 261H159L158 264H225V259L222 258L221 256H219V250L215 247H211L208 246L206 243L210 241H214L217 238L214 239V236L211 233H207V229L209 227V220L206 219V221L204 222L203 220L200 221L199 219H189V220H185L183 221V228L181 226H179V218L176 216L177 212L174 210V208L171 205V201L169 200V203L163 202V198L166 195H169L172 192V190L176 189L175 187L177 186V183L180 181L181 177L180 174L177 176ZM189 177V176H188ZM214 177V176H213ZM221 177V176H220ZM223 177V176H222ZM13 178V177H12ZM17 178V177H16ZM85 178V180H84ZM191 178V177H190ZM212 178V177H211ZM264 178V177H263ZM7 179V177H6ZM10 179V177H9ZM7 179V180H9ZM14 179V178H13ZM46 179V178H44ZM43 179V180H44ZM166 179V178H163ZM169 179V178H168ZM195 179V177H194ZM193 179V180H194ZM207 179V178H206ZM214 179V178H212ZM220 179V178H219ZM218 179V180H219ZM225 179V178H223ZM228 179V178H226ZM231 179V178H229ZM228 179L229 182H222L221 179L220 181H217L221 184V186H223V188H226L228 190V194H230V197L235 199V201L239 202L238 200L242 197V193L243 191L247 190L248 194L246 195V197H254V196H258L259 194L257 193V187H245V184H243V186L241 187L240 185L236 184L234 181H230ZM12 180V179H11ZM15 180V179H14ZM42 179L40 181H43ZM101 180V179H100ZM130 181L129 178L125 179V181ZM232 180V179H231ZM261 179H259L260 181ZM263 180V179H262ZM77 181V179H75V182ZM83 181H87L86 177H80L79 180L77 181L78 183H83ZM159 181V180H156ZM182 181V180H181ZM195 181V180H194ZM206 181V180H205ZM210 181V180H209ZM214 181V180H213ZM226 181V180H225ZM258 181V182H259ZM9 182V181H7ZM13 182V181H11ZM37 182V181H36ZM39 182V181H38ZM155 182V181H154ZM160 182V181H159ZM215 182V181H214ZM216 182V183H217ZM262 182V181H261ZM15 182L11 183L14 185ZM31 183V182H30ZM41 183V182H40ZM44 183V181H43ZM62 183V184H61ZM74 183V182H72ZM180 183V182H179ZM256 183V182H255ZM264 185V181L262 182ZM10 184V185H11ZM24 184V183H23ZM77 184V183H75ZM74 184V185H75ZM156 184V182H155ZM253 184V183H252ZM9 185V186H10ZM26 185V184H25ZM42 185V184H41ZM47 185V184H46ZM45 184H43V186H46ZM73 185V184H72ZM12 186V185H11ZM63 186V187H62ZM77 186V185H75ZM107 186V185H106ZM156 186V185H155ZM153 186V187H155ZM190 186V185H189ZM187 186V187H189ZM207 186V185H206ZM209 186V184H208ZM240 186V187H239ZM249 186V185H248ZM257 186V184H256ZM260 186V185H259ZM2 187V186H1ZM7 187V186H6ZM13 187V186H12ZM159 187V188H160ZM14 188V187H13ZM46 188V187H45ZM74 187H72L71 189H73ZM99 188V187H98ZM107 188V187H106ZM158 188V190H159ZM178 188V187H177ZM184 188V187H183ZM190 188V187H189ZM156 189V188H155ZM195 189V187H194ZM202 189V188H201ZM225 189V190H226ZM2 190V189H1ZM0 190V191H1ZM70 190V189H69ZM75 190V189H73ZM173 190V191H174ZM184 190V189H183ZM189 190V189H187ZM191 190V189H190ZM189 190V192H190ZM261 190V189H260ZM3 191V190H2ZM12 191V190H11ZM38 191V190H37ZM63 191V192H64ZM77 191V190H76ZM75 191V192H76ZM112 191V190H111ZM185 191V190H184ZM62 192V193H63ZM73 192V191H72ZM117 192V191H116ZM149 192V191H148ZM159 192V191H157ZM175 192V191H174ZM181 192V191H180ZM187 192V191H186ZM184 192V193H186ZM246 192V191H245ZM1 193V192H0ZM6 193V192H5ZM40 193V194H41ZM61 193V194H62ZM67 193V192H66ZM151 193V192H150ZM149 193V194H150ZM177 192H175L174 194H176ZM28 195V193H25ZM24 194V195H25ZM34 194V193H33ZM64 194V193H63ZM179 195V193H177ZM176 194V195H177ZM183 194V193H182ZM188 195V193H186ZM193 194V193H192ZM197 194V193H196ZM245 194V193H244ZM243 194V195H244ZM2 195V194H1ZM5 195V194H3ZM15 195V194H14ZM151 195V194H150ZM172 195V194H171ZM177 197H180L178 196ZM181 195V194H180ZM263 195V193H262ZM10 196V195H8ZM12 196V194H11ZM109 196V195H108ZM184 196V195H183ZM182 196V197H183ZM186 196V195H185ZM189 196L191 197V194H189ZM199 196V195H198ZM207 196V195H206ZM2 197V196H1ZM0 197V199H1ZM27 197V196H25ZM63 197V196H62ZM111 197V196H109ZM172 197V196H171ZM170 197V198H171ZM193 198L195 196H192ZM191 197V198H192ZM197 197V196H196ZM228 197V196H227ZM245 197V195H244ZM37 198V197H36ZM106 198V197H105ZM112 198V197H111ZM117 198V197H116ZM189 198V197H188ZM207 198V197H206ZM263 198V197H262ZM3 199V198H2ZM9 199V198H8ZM8 199H6L8 201ZM51 200V202L49 203V200ZM115 199V198H114ZM118 199V198H117ZM116 199V200H117ZM121 199V198H120ZM176 199V198H174ZM181 200H183V198L180 197ZM198 199V198H196ZM200 199V197H199ZM209 199V198H208ZM243 199V198H242ZM241 199V200H242ZM252 199V198H251ZM264 199V198H263ZM262 199V200H263ZM19 200V199H18ZM40 200V199H39ZM41 200V201H42ZM62 200V201H61ZM112 200V199H111ZM177 200V199H176ZM188 201H192L187 199ZM207 200V199H206ZM215 200V199H214ZM230 200V199H229ZM247 199H245L246 201ZM25 201V200H24ZM31 201V200H30ZM178 201H180L178 199ZM185 201V199L183 200V202ZM200 201V200H199ZM202 201V200H201ZM251 201V200H250ZM255 201V200H254ZM258 201V200H257ZM3 202L5 201H0L1 204H4ZM12 202V201H11ZM21 202V201H20ZM61 202V203H60ZM114 202V201H113ZM118 202V200H117ZM168 202V201H167ZM175 202V201H174ZM177 202V201H176ZM182 203V201H180ZM187 202V201H186ZM248 202V201H247ZM9 203V202H8ZM44 203V204H45ZM178 203V202H177ZM180 203V204H181ZM190 203V202H189ZM201 203V202H200ZM200 203H199V207H200ZM213 203V202H211ZM217 203V202H216ZM240 203V202H239ZM243 203V202H241ZM246 203V202H245ZM250 203V202H249ZM255 203V202H254ZM259 203V202H258ZM256 203V204H258ZM264 203V202H263ZM105 204V203H104ZM154 204V203H153ZM173 204V203H172ZM176 204V203H175ZM184 204V203H182ZM187 204V203H186ZM208 204V203H207ZM210 204V202H209ZM219 204V203H218ZM25 205V203H24ZM178 205V204H177ZM194 205V204H193ZM202 205V204H201ZM206 205V204H205ZM214 205V204H213ZM221 205V204H220ZM244 205V204H241ZM250 204H248L249 206ZM262 205V204H260ZM259 205V206H260ZM8 206V205H7ZM12 206V205H11ZM10 206V207H11ZM43 206V204H42ZM41 206V207H42ZM48 206V205H47ZM104 208H108V206L104 205ZM179 206V205H178ZM184 206V205H181ZM189 207V205H187ZM216 206V205H214ZM252 206V204H251ZM254 206V205H253ZM3 207V206H2ZM5 207H6V203H5ZM4 207V208H5ZM9 207V208H10ZM40 207V208H41ZM65 207V205L63 206ZM111 207V206H110ZM191 207H193L191 205ZM236 207V206H235ZM241 207V206H239ZM4 208H1L2 210H4ZM43 208V207H42ZM49 208V207H48ZM69 208V207H68ZM177 208V207H176ZM190 208V207H189ZM194 208V207H193ZM197 208V207H196ZM213 208V206L211 207V209ZM0 209V210H1ZM44 209V208H43ZM88 210V208H86ZM99 209V208H98ZM110 209V208H109ZM131 209V208H130ZM179 209V208H178ZM182 209V208H181ZM187 209V207H186ZM192 209V208H191ZM209 209V208H208ZM12 210V208H11ZM28 210V209H27ZM102 210H104L102 208ZM99 209V212L102 211ZM135 210V209H134ZM148 210V209H147ZM183 210V209H182ZM181 210V211H182ZM195 210V209H193ZM193 210H191L193 212ZM204 212V208L202 209ZM14 211V208H13ZM25 211V210H24ZM44 211V210H43ZM42 211V213H43ZM70 211V210H69ZM84 213L85 210H83ZM92 211V210H91ZM94 211V210H93ZM96 211H98L96 209ZM107 211V209L105 210ZM110 211V210H109ZM146 211V209H145ZM180 211V210H178ZM179 213H182V212ZM216 211V210H215ZM72 212V211H70ZM112 212V211H110ZM126 212V211H125ZM186 212V211H185ZM190 212V210L188 211ZM197 212V211H196ZM210 212V211H209ZM212 212V211H211ZM210 212V213H211ZM4 213V212H3ZM45 213V212H44ZM84 213H82L81 215H83ZM107 213H109L107 211ZM131 213V212H129ZM195 213V212H194ZM193 213V214H194ZM7 213V217H8ZM15 214V213H14ZM12 213V216L14 215ZM101 214V213H100ZM111 214V213H110ZM110 214H106L107 216ZM123 214V213H122ZM126 214V213H125ZM138 214V213H137ZM141 214V213H140ZM139 214V215H140ZM147 214V212H146ZM187 214V213H186ZM192 213H190L191 216ZM197 214V213H196ZM195 214V215H196ZM2 215V213H1ZM6 215V213H5ZM4 215V217H6ZM11 215V214H10ZM72 215V213H71ZM76 215V214H75ZM91 215V214H90ZM113 215V214H112ZM117 215V214H116ZM128 215V214H127ZM183 215L184 212H183ZM202 215V213H201ZM217 215V214H216ZM121 216V215H120ZM119 216V217H120ZM147 216V215H146ZM178 216H180V214H178ZM187 216V215H185ZM184 216V217H185ZM189 216V215H188ZM197 216V215H196ZM10 217V216H9ZM8 217V218H9ZM18 217V216H17ZM44 217V216H43ZM46 217V216H45ZM72 217H74V215H72ZM96 217V216H95ZM103 217V215H102ZM115 217V214H114ZM118 217V216H117ZM193 217V216H192ZM203 217V216H202ZM213 217V216H211ZM84 218V217H83ZM98 218V216H97ZM104 218V217H103ZM111 218V217H110ZM178 218V219H177ZM187 218V217H186ZM208 218V217H207ZM5 219V218H4ZM4 219H2L1 221H3ZM20 219V218H18ZM88 219V218H87ZM114 219V218H113ZM182 219V217H181ZM185 219V218H183ZM203 219V218H202ZM213 219V218H212ZM8 220V219H7ZM7 220H5L7 222ZM86 220V219H85ZM94 220H96L94 218ZM97 222H100L102 219H97ZM100 220V221H99ZM108 220V218H107ZM106 220V221H107ZM112 221V218L110 219ZM122 220V219H121ZM126 220V219H125ZM211 220V219H210ZM5 221H3L5 223ZM11 221V220H9ZM15 221V219H14ZM88 221V220H87ZM93 221V220H90ZM103 221V220H102ZM115 221V219H114ZM119 221V220H117ZM134 221V220H133ZM142 221V220H141ZM182 221V220H181ZM2 222V223H3ZM16 222V221H15ZM30 222V221H29ZM120 222V221H119ZM118 222V223H119ZM128 222V221H126ZM132 222V221H131ZM128 222V223H131ZM222 222V221H221ZM9 223V222H8ZM7 223V224H8ZM94 223V222H93ZM96 223V222H95ZM102 223V222H101ZM111 223V222H110ZM114 223V222H113ZM150 223V222H149ZM18 224V223H16ZM45 224H48V222L42 223V225L44 226ZM92 224V223H91ZM98 224V223H96ZM100 224V223H99ZM104 224V223H103ZM102 224V225H103ZM108 224V223H106ZM105 224V226H106ZM120 224V223H119ZM118 224V225H119ZM125 224V223H124ZM145 224V223H142ZM10 225V224H9ZM27 225V224H26ZM83 225V224H81ZM117 225V224H116ZM117 225V226H118ZM129 225V224H128ZM146 225V224H145ZM148 225V223H147ZM212 225V224H210ZM6 226V225H5ZM55 226V228L57 227ZM63 226V227H62ZM77 226V225H76ZM85 226V225H83ZM94 226V224H93ZM98 226V225H97ZM104 226V225H103ZM112 226V225H111ZM116 226V227H117ZM123 226V225H122ZM176 226L175 229L178 228L177 232H180L183 234L184 236V246H182L181 249H178L176 247V243L174 245V238H176V233L174 231V227ZM62 227V228H61ZM82 227V226H80ZM89 227V225L87 226ZM86 227V229H87ZM96 227V225L94 226ZM108 227V226H107ZM100 227L98 226V232L95 233L98 237H100V241H103V244L106 248L105 250L103 249V247L101 249H103L104 251L102 252V250H97L94 245L93 248H95L98 252L96 254V257H94L97 260H100L98 264H110V262L112 264H128L127 261H124V257L121 258L118 254V252L115 251L116 248L120 241L118 240L119 238H121V236L119 237V230H118V234L114 231L115 228L110 230V227ZM121 227V225L119 226ZM128 227V226H127ZM141 227V226H140ZM144 227V226H143ZM147 227V226H145ZM214 227V226H213ZM2 228V227H1ZM49 228V227H48ZM73 228V227H72ZM85 228V227H84ZM122 228V227H121ZM124 228V227H123ZM122 228V230H123ZM211 228V227H210ZM215 228V227H214ZM8 229V228H7ZM57 229V228H56ZM66 229V228H65ZM82 229V228H81ZM89 229V228H88ZM96 228H92V230H94ZM118 229V228H117ZM125 229V228H124ZM145 229V228H144ZM152 229V227L150 228V230ZM212 229V228H211ZM13 230V229H12ZM50 230V229H49ZM58 230V231H59ZM68 230V228L66 229ZM65 230V232H66ZM85 230V229H84ZM91 230V228H90ZM91 230V231H92ZM130 230V229H129ZM140 230V229H139ZM214 230V229H213ZM212 230V232H213ZM219 230V229H218ZM5 231V230H3ZM10 231V229H9ZM31 231V230H30ZM57 231V230H56ZM90 231V232H91ZM211 231V230H210ZM260 231V230H259ZM8 232V230H7ZM11 232V231H10ZM9 232V233H10ZM62 232V231H60ZM64 232V231H63ZM62 232V234H63ZM86 231H84L85 233ZM125 232V231H124ZM141 232H142V228H141ZM151 232V233H152ZM8 233V234H9ZM58 233V232H57ZM89 233V232H87ZM94 233V231H93ZM92 233V234H93ZM130 233V232H129ZM136 233V231H135ZM143 233V232H142ZM149 233V232H148ZM215 233V232H214ZM213 233V234H214ZM3 234V233H2ZM12 234V233H11ZM60 234V233H59ZM116 234H117V238H116ZM122 234V233H121ZM120 234V235H121ZM126 234V233H125ZM6 236V234H3ZM69 235V234H67ZM89 235V234H88ZM94 235V234H93ZM137 235V234H136ZM135 235V236H136ZM139 235V234H138ZM147 235V234H146ZM8 236V235H7ZM86 236V234H85ZM94 235V237H97ZM140 236V235H139ZM16 237V236H15ZM49 237H52V235H50ZM180 237V236H179ZM219 237V236H216ZM115 238L118 240L116 242H118V245L115 247L114 242H115ZM137 238V236L135 237ZM134 238V239H135ZM3 239V238H2ZM6 239V238H4ZM8 239V237H7ZM55 240L56 238H52V240ZM73 239V238H70ZM76 239H78L76 237ZM123 239V238H122ZM125 239V238H124ZM128 239V238H127ZM178 239V238H177ZM176 239V240H177ZM182 239V237H181ZM214 239V240H213ZM12 240V239H11ZM25 240V238H24ZM59 240V239H58ZM62 240V239H61ZM80 240V239H79ZM88 240V238L86 239ZM96 240V239H95ZM121 240V239H120ZM6 241V240H5ZM13 241V240H12ZM17 241V240H15ZM67 241V240H66ZM66 241L63 239V242ZM72 241V240H71ZM78 241V240H77ZM81 241V240H80ZM90 241V239H89ZM98 241V242H100ZM123 241V240H122ZM125 241V240H124ZM131 241V239H130ZM151 241V240H150ZM181 241V240H180ZM183 241V240H182ZM219 241V240H218ZM2 242V241H0ZM10 242V240H9ZM14 242V241H13ZM76 243V241H74ZM91 242L94 243L93 240H91ZM115 242V243H116ZM132 242V241H131ZM148 242V241H147ZM217 242V241H216ZM264 242V241H263ZM4 243V240H3ZM2 243V244H3ZM70 243V242H69ZM74 243V244H75ZM96 243V241H95ZM94 243V244H95ZM159 243V242H158ZM18 244V243H16ZM63 244V243H61ZM72 244V243H71ZM80 244V243H79ZM77 244V246L79 245ZM92 244V243H90ZM98 244V243H97ZM96 246H101V244ZM132 244V243H131ZM145 244V243H144ZM149 244V243H148ZM151 244V243H150ZM153 244V243H152ZM156 244V243H155ZM212 244V243H211ZM219 244V242H218ZM26 245V243H25ZM146 245V244H145ZM157 245V244H156ZM216 245V243H215ZM214 245V246H215ZM223 245V243L221 244V246ZM8 246V247H7ZM7 246H4L6 248L4 249H0V253H5L7 250H9L8 248H12V249H17L16 245L12 244V243H8ZM22 246V245H21ZM20 246V247H21ZM27 246V245H26ZM61 246V245H60ZM59 246V247H60ZM226 246V245H225ZM64 247V246H63ZM62 247V248H63ZM68 247V246H66ZM71 247V246H70ZM154 247V245H153ZM158 247V246H157ZM161 247V246H160ZM244 247V246H243ZM1 248V247H0ZM3 248V247H2ZM75 248V247H74ZM122 249V247H120ZM129 248V247H128ZM219 248V247H218ZM223 248V247H222ZM256 248V246H255ZM260 248V247H259ZM35 249V248H34ZM32 247H28V249L26 250H19L18 254H16V256L18 255L19 258L22 260V256H24V252H28V254L30 255L29 257L35 259L36 258V251L34 250ZM84 249V248H83ZM90 249V248H89ZM136 249V248H135ZM221 249V248H220ZM225 249V248H223ZM222 249V250H223ZM232 249V247L230 248ZM254 249V248H253ZM18 250V249H17ZM63 250L65 251V249L63 248ZM70 249L68 248L67 251H69ZM72 250V249H71ZM70 250V251H71ZM76 250V249H74ZM82 250V249H79ZM85 250V249H84ZM221 250V253H222ZM251 250V249H250ZM255 250V249H254ZM263 250V249H262ZM66 251V252H67ZM124 251V250H123ZM126 251V249H125ZM65 252V253H66ZM90 252V251H89ZM91 252H93V249L91 248ZM157 252V251H155ZM161 252V251H160ZM226 252V250H225ZM241 252V250H240ZM251 253V251H249ZM253 252V251H252ZM256 252V251H254ZM258 252V251H257ZM7 253V252H6ZM14 253H17L14 252ZM62 252H60L61 254ZM70 253V252H69ZM124 253V252H122ZM264 253V252H263ZM262 253V254H263ZM38 254V253H37ZM86 254H88L86 252ZM154 254V253H153ZM223 254V253H222ZM227 254V253H226ZM225 254V255H226ZM239 254V252H238ZM59 255V254H58ZM64 255V254H63ZM61 255V257L63 256ZM124 254H121V256ZM161 255V254H160ZM223 255V256H225ZM250 255V254H249ZM255 255V254H254ZM260 255V254H259ZM12 256V255H11ZM28 256V255H27ZM85 256V255H84ZM83 256V258H84ZM125 256V255H124ZM154 256V255H153ZM241 256V255H240ZM245 256V255H244ZM247 256V255H246ZM5 257V255L0 256V258ZM13 257V256H12ZM127 257V255H126ZM125 257V258H126ZM142 257V256H141ZM140 257V258H141ZM159 257V255H158ZM158 257H156L158 259ZM169 257V258H167ZM237 257V256H236ZM253 257V255H252ZM257 257V255H256ZM264 257V256H263ZM8 258V257H7ZM58 258V257H56ZM134 258V257H133ZM132 258V259H133ZM136 258V257H135ZM134 258V259H135ZM139 258V257H138ZM171 258V259H170ZM226 258V257H225ZM228 258V257H227ZM244 258V257H242ZM257 258H260L257 257ZM13 259V258H12ZM17 259V258H16ZM24 259V258H23ZM64 259V258H63ZM61 259V261L63 260ZM67 259V258H66ZM131 259V260H132ZM249 259V257H248ZM252 259V258H250ZM261 259V258H260ZM264 259V258H263ZM19 260V259H18ZM60 260V256L58 258V261ZM65 260V259H64ZM83 259H81L82 261ZM127 260V259H126ZM141 260V259H140ZM139 260V261H140ZM143 260V258H142ZM148 260V259H147ZM228 260V259H227ZM258 260V259H257ZM262 260V259H261ZM8 261V260H7ZM12 261V260H11ZM14 261V259H13ZM17 261V260H16ZM20 261V260H19ZM85 262V258L83 260ZM129 261V260H128ZM137 261V260H136ZM144 261V260H143ZM142 261V262H143ZM156 261V260H155ZM243 260H240V262ZM251 261V260H250ZM263 261V260H262ZM18 262V261H17ZM149 262V261H148ZM147 262V263H148ZM158 262V261H157ZM228 262V261H227ZM8 263V262H7ZM14 263V262H13ZM19 263V262H18ZM17 263V264H18ZM23 263V262H22ZM60 263V261H59ZM132 262H129V264ZM137 263V262H136ZM141 263V262H140ZM139 262L137 264H140ZM230 263V262H229ZM232 263V262H231ZM237 263V262H236ZM243 262H241L242 264ZM247 263V262H246ZM252 263V262H251ZM5 264V263H4ZM29 264V262H28ZM37 264V262H36ZM58 264V263H57ZM63 264V262H62ZM153 264V263H152ZM156 264V262H155ZM248 264V263H247Z\"/></svg>",
  "mask_w": 264,
  "mask_h": 264
}]
</instances>
